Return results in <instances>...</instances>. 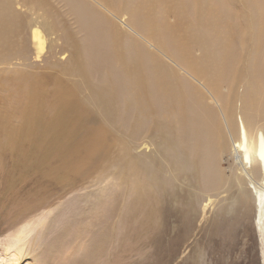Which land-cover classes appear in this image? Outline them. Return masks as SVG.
<instances>
[{
	"label": "rangeland",
	"instance_id": "rangeland-1",
	"mask_svg": "<svg viewBox=\"0 0 264 264\" xmlns=\"http://www.w3.org/2000/svg\"><path fill=\"white\" fill-rule=\"evenodd\" d=\"M239 118L264 0H0V264H264Z\"/></svg>",
	"mask_w": 264,
	"mask_h": 264
},
{
	"label": "bare ground",
	"instance_id": "bare-ground-1",
	"mask_svg": "<svg viewBox=\"0 0 264 264\" xmlns=\"http://www.w3.org/2000/svg\"><path fill=\"white\" fill-rule=\"evenodd\" d=\"M30 39L32 41L33 52L35 53L36 59H42L44 54L50 50L54 43V40L51 42L50 35L44 34L40 27H38L34 22L31 24ZM132 62L136 64L137 60L132 58ZM189 98L193 99V96ZM204 122L205 124H211L213 129H217V123L216 121L213 122L212 117L204 119ZM201 129L202 127L200 125L199 119H197L195 116L194 128L192 130L195 133L200 134ZM236 136L238 141H232V152L237 156L238 161L242 165L241 174L247 175L253 183L255 190V201L257 203L259 213L258 220L262 229L264 230V131L263 129H259L254 135L250 134L246 129L242 118H239L238 133ZM212 140L206 141L211 143ZM251 168H253V173L256 178H258V181L254 179V175L250 171ZM210 203L211 200H208L205 208H207ZM23 231H21L19 234L23 235ZM20 235L18 236V239L21 241L22 237ZM24 252L25 245L22 247L18 246L17 250L14 252L12 262L16 263L21 259V256L24 257ZM16 255L18 258L15 260Z\"/></svg>",
	"mask_w": 264,
	"mask_h": 264
}]
</instances>
